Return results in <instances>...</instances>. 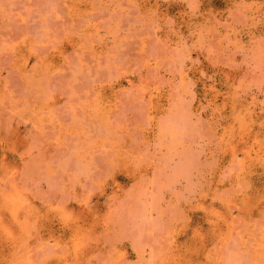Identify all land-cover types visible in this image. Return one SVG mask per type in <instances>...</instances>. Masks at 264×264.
Instances as JSON below:
<instances>
[{
    "label": "rangeland",
    "instance_id": "374dc122",
    "mask_svg": "<svg viewBox=\"0 0 264 264\" xmlns=\"http://www.w3.org/2000/svg\"><path fill=\"white\" fill-rule=\"evenodd\" d=\"M0 264H264V0H0Z\"/></svg>",
    "mask_w": 264,
    "mask_h": 264
}]
</instances>
